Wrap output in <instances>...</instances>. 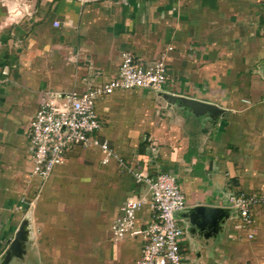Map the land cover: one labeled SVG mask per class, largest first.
Wrapping results in <instances>:
<instances>
[{
	"label": "crops",
	"instance_id": "1",
	"mask_svg": "<svg viewBox=\"0 0 264 264\" xmlns=\"http://www.w3.org/2000/svg\"><path fill=\"white\" fill-rule=\"evenodd\" d=\"M123 51L164 57L168 81L97 100L98 135L133 171L174 175L183 264H264V0H0V264L140 256L141 237L114 240L110 226L148 189L81 146L40 182L26 130L43 101L116 77ZM181 99L219 111L196 115ZM241 191L260 198L248 228L228 203ZM199 205L227 211L216 234L190 224ZM150 214L142 207L137 225Z\"/></svg>",
	"mask_w": 264,
	"mask_h": 264
},
{
	"label": "built area",
	"instance_id": "2",
	"mask_svg": "<svg viewBox=\"0 0 264 264\" xmlns=\"http://www.w3.org/2000/svg\"><path fill=\"white\" fill-rule=\"evenodd\" d=\"M167 81L168 67L164 57L144 63L131 52L123 51L116 77L83 91L70 90L61 101H43L26 126L32 159L31 176L40 182L46 181L53 169L65 161L70 148L81 146L98 149L102 164L115 160L121 171L132 173L135 182L148 189L149 201L144 197L126 199L110 226L114 240L126 236L141 237L140 256L133 264H183V227L176 214L185 208L186 200L172 173L144 175L133 171L115 153L108 140L99 137L101 122L95 104L115 91L161 90ZM156 145L150 141L153 153L157 151ZM259 199L257 195L243 191L229 195V207L243 227L252 224L251 209ZM147 204L150 217L139 227L137 212Z\"/></svg>",
	"mask_w": 264,
	"mask_h": 264
},
{
	"label": "water",
	"instance_id": "3",
	"mask_svg": "<svg viewBox=\"0 0 264 264\" xmlns=\"http://www.w3.org/2000/svg\"><path fill=\"white\" fill-rule=\"evenodd\" d=\"M173 98V97H172ZM183 106L188 107L196 115L206 112H217L219 109L212 104H207L195 99H181ZM227 217V211L221 208L199 205L189 211L190 224L198 231L205 230L208 235L217 233L223 218Z\"/></svg>",
	"mask_w": 264,
	"mask_h": 264
}]
</instances>
